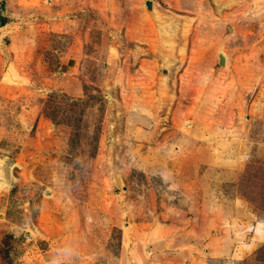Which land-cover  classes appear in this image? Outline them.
Segmentation results:
<instances>
[{
  "label": "rangeland",
  "instance_id": "rangeland-1",
  "mask_svg": "<svg viewBox=\"0 0 264 264\" xmlns=\"http://www.w3.org/2000/svg\"><path fill=\"white\" fill-rule=\"evenodd\" d=\"M2 18L0 264H264V0Z\"/></svg>",
  "mask_w": 264,
  "mask_h": 264
},
{
  "label": "water",
  "instance_id": "water-1",
  "mask_svg": "<svg viewBox=\"0 0 264 264\" xmlns=\"http://www.w3.org/2000/svg\"><path fill=\"white\" fill-rule=\"evenodd\" d=\"M148 5L151 6L152 5V1H149ZM0 25L1 26L3 25L2 20H0ZM219 62L222 65L226 64V56L224 54H222V53L219 55Z\"/></svg>",
  "mask_w": 264,
  "mask_h": 264
},
{
  "label": "trees",
  "instance_id": "trees-1",
  "mask_svg": "<svg viewBox=\"0 0 264 264\" xmlns=\"http://www.w3.org/2000/svg\"><path fill=\"white\" fill-rule=\"evenodd\" d=\"M2 23H3V25L6 24V20L4 18H2Z\"/></svg>",
  "mask_w": 264,
  "mask_h": 264
},
{
  "label": "bare ground",
  "instance_id": "bare-ground-1",
  "mask_svg": "<svg viewBox=\"0 0 264 264\" xmlns=\"http://www.w3.org/2000/svg\"><path fill=\"white\" fill-rule=\"evenodd\" d=\"M259 233V232H258Z\"/></svg>",
  "mask_w": 264,
  "mask_h": 264
}]
</instances>
